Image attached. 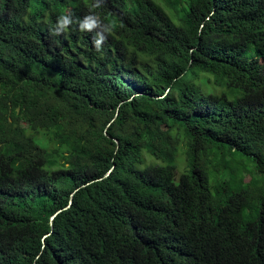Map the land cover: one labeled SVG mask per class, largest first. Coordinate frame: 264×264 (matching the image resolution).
Instances as JSON below:
<instances>
[{
  "label": "trees",
  "instance_id": "trees-1",
  "mask_svg": "<svg viewBox=\"0 0 264 264\" xmlns=\"http://www.w3.org/2000/svg\"><path fill=\"white\" fill-rule=\"evenodd\" d=\"M90 3L0 0V264H264V0Z\"/></svg>",
  "mask_w": 264,
  "mask_h": 264
},
{
  "label": "clouds",
  "instance_id": "clouds-1",
  "mask_svg": "<svg viewBox=\"0 0 264 264\" xmlns=\"http://www.w3.org/2000/svg\"><path fill=\"white\" fill-rule=\"evenodd\" d=\"M105 2L106 0H91L88 13L82 19L74 18L73 13L66 10L57 17L51 28V35H64L73 25H77L80 32L92 34V45L97 53H101L104 44L117 27L115 19L109 20L107 15L99 11Z\"/></svg>",
  "mask_w": 264,
  "mask_h": 264
},
{
  "label": "rangeland",
  "instance_id": "rangeland-1",
  "mask_svg": "<svg viewBox=\"0 0 264 264\" xmlns=\"http://www.w3.org/2000/svg\"><path fill=\"white\" fill-rule=\"evenodd\" d=\"M147 156V160L148 161H155V160H153L152 158H151V156H149V155H146Z\"/></svg>",
  "mask_w": 264,
  "mask_h": 264
},
{
  "label": "water",
  "instance_id": "water-1",
  "mask_svg": "<svg viewBox=\"0 0 264 264\" xmlns=\"http://www.w3.org/2000/svg\"><path fill=\"white\" fill-rule=\"evenodd\" d=\"M117 142V141H116ZM56 216V215H55ZM55 216L52 218V220L55 218Z\"/></svg>",
  "mask_w": 264,
  "mask_h": 264
}]
</instances>
